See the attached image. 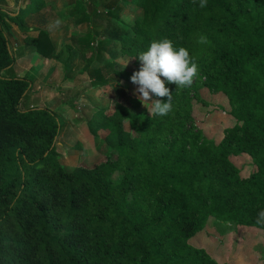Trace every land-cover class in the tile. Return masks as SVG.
<instances>
[{"label":"trees","instance_id":"1","mask_svg":"<svg viewBox=\"0 0 264 264\" xmlns=\"http://www.w3.org/2000/svg\"><path fill=\"white\" fill-rule=\"evenodd\" d=\"M47 2L26 0L15 15L0 8V264H227L189 241L210 219L264 230L256 223L264 210V0H69L82 10L77 23L93 25L80 50L101 63L89 69L91 85L116 97L87 118L92 137L106 131L107 159L74 167L59 158L63 118L31 102L34 78L9 75L27 49L61 56L46 30L28 24ZM129 2L142 9L132 23L120 10ZM12 24L25 39L20 53ZM165 37L189 50L199 72L188 88L166 81L173 110L152 117L129 96L138 87L130 78L141 68L137 55ZM65 49L70 58L77 50ZM200 89L230 106L235 124L218 143L188 126L193 101L208 103ZM238 154L256 164L249 176L231 160Z\"/></svg>","mask_w":264,"mask_h":264},{"label":"rangeland","instance_id":"2","mask_svg":"<svg viewBox=\"0 0 264 264\" xmlns=\"http://www.w3.org/2000/svg\"><path fill=\"white\" fill-rule=\"evenodd\" d=\"M25 2L26 0H0V8L7 9L15 15L19 6L25 5ZM74 8L75 6L70 5L69 0H48L40 12L27 19L30 26L46 30L50 34L61 56L56 61L45 60L38 57L35 51L27 49L23 56L18 55L20 57L17 58V67L9 75L15 76L18 72L22 76L28 75L34 78L36 87L31 102L52 107L63 118L64 130L58 141L61 162L68 167L94 166L107 159L111 148L104 141L106 131L101 130V134L97 137L89 134L87 118L100 108L112 109L113 100L116 97L111 92L113 89L111 87L94 88L91 85L89 69L99 67L101 63L89 64L80 50L86 43L82 38L93 25H88L87 22L77 23L82 10L79 8L77 11ZM120 10L129 23L142 15V9L131 2L120 3ZM73 11H76L78 15H71ZM101 15L102 13L96 16L95 21L102 18ZM57 21L60 22L58 25ZM8 31H10L13 49L20 53L22 44H25L23 34L16 24H12ZM38 33L37 30L31 31L33 35ZM68 42L77 48L73 50L72 58L68 56V51L65 49ZM85 54L91 56L92 52L87 50ZM126 63L128 64L120 59L117 66L122 67ZM128 94L139 99L140 94L137 91L133 90ZM200 95L208 103H200V99L193 101V118L188 121V126L194 123L193 132L200 130L204 138L213 139L218 143L224 130L235 124L230 114V106L218 94L209 90H201ZM67 98L73 100V106L70 102H66ZM119 100L125 104L122 99ZM152 101L151 97L149 102ZM141 106L145 107L142 103ZM83 119L86 120L82 123ZM231 160L240 168L241 175L244 177L257 169L253 159L247 154L232 155ZM120 174V172L116 173L114 178L118 179ZM189 242L204 248L221 263L264 264V230L261 229L238 227L230 223L218 224L210 219L203 231L192 237Z\"/></svg>","mask_w":264,"mask_h":264},{"label":"clouds","instance_id":"3","mask_svg":"<svg viewBox=\"0 0 264 264\" xmlns=\"http://www.w3.org/2000/svg\"><path fill=\"white\" fill-rule=\"evenodd\" d=\"M206 6L207 0H200V7ZM56 23L58 25L60 22ZM199 42L207 43L206 37L201 36ZM137 56L141 61V68L135 71L130 79L138 86V98L152 117L168 115L173 110V96L171 90L166 87V81L175 83L178 89L191 87L199 72L197 62L186 47H177L173 40L167 37L154 40L147 51ZM152 95L161 98L166 96L167 101L156 99L150 103ZM256 223L264 224V210L258 212Z\"/></svg>","mask_w":264,"mask_h":264}]
</instances>
